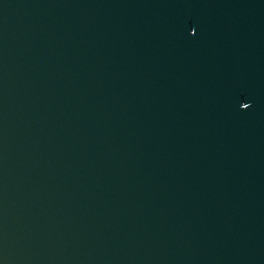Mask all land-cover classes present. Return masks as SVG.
I'll list each match as a JSON object with an SVG mask.
<instances>
[{
    "label": "water",
    "instance_id": "1",
    "mask_svg": "<svg viewBox=\"0 0 264 264\" xmlns=\"http://www.w3.org/2000/svg\"><path fill=\"white\" fill-rule=\"evenodd\" d=\"M0 264H264V93L206 0H0Z\"/></svg>",
    "mask_w": 264,
    "mask_h": 264
},
{
    "label": "snow or ice",
    "instance_id": "2",
    "mask_svg": "<svg viewBox=\"0 0 264 264\" xmlns=\"http://www.w3.org/2000/svg\"><path fill=\"white\" fill-rule=\"evenodd\" d=\"M196 33H195V30H193V35H195ZM244 105H245V109H247V108H249L250 107V105L248 104V103H243Z\"/></svg>",
    "mask_w": 264,
    "mask_h": 264
}]
</instances>
